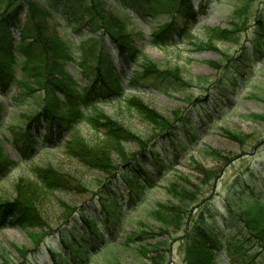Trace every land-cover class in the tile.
Listing matches in <instances>:
<instances>
[{"label": "trees", "instance_id": "trees-1", "mask_svg": "<svg viewBox=\"0 0 264 264\" xmlns=\"http://www.w3.org/2000/svg\"><path fill=\"white\" fill-rule=\"evenodd\" d=\"M111 1L133 15L113 13L108 10L106 0H0V86H3L4 92L10 84L20 86L23 81L26 86H30L28 83L36 86L23 94H41L38 109L23 127L13 130V145L17 148L24 145L28 148H43L44 143L48 142L54 147L58 140L65 138L64 132L72 130L74 121L85 118L96 129L103 130V139L94 147H88L77 139L71 143L64 141L67 144L66 154L81 159L86 166L104 172L118 182L115 189L98 190L91 211L66 218L68 225L56 230L60 250L50 253L51 264H90L92 257L99 253L100 246L106 242L105 246L115 245L126 249L130 243L142 241L150 233L142 231L144 224L140 218L147 219V222H159L165 229L174 227L182 230L183 234L179 237L182 264H218L216 257L221 253L234 264H252L255 259V264H264V201L260 198L252 195L247 197L245 191L230 195L238 200H250L252 204L240 211L230 207L226 209L223 224L229 231L208 226L203 217L204 210L208 209L204 207L195 216L191 214V208L198 206L197 191L191 192L187 187L174 183L167 186V191L174 198L171 205H144L140 199L150 187L153 176L156 174L161 177L173 169L177 159L186 153V146L195 140L197 124H204L205 118H210L207 111L198 114L197 120L186 109L174 111L171 117H166L142 105L140 101H129L126 106L133 109L151 128L152 135L146 139H141L109 118L92 120L81 113L99 104L101 101L97 99L109 98L119 90L116 83L120 75L108 52L109 46L117 61L127 66L129 61L140 58L136 39L143 36L141 32L135 33L129 29L133 18L145 21L149 17L166 14L167 20L152 34L151 41L165 44L167 40L186 33L189 24L196 21L202 10L201 5L199 10L195 8L193 0ZM237 1L231 13L229 29L207 28L204 43L212 44L219 40L239 43L247 26L252 23L249 41L261 52L264 46V7L252 10L255 0ZM52 13L63 14L75 28L83 27L87 34H91L81 43V53L76 62L85 81L75 79L67 70V64L74 57L70 47L50 24L48 18ZM14 28L29 35L30 40L16 45L12 37ZM14 48L20 51L23 60H16ZM3 56L10 58L9 65H5V61L2 63ZM230 58H226L229 63L237 61L236 71L249 61L245 46L241 47L237 58ZM139 66L140 70L135 71L128 82L132 89L139 90L149 84L162 93L169 89L182 93L184 100L192 106L205 102L207 97L194 100L187 93L191 82L184 81L178 67L161 69L146 57ZM24 74H29L32 80H28ZM225 83L224 78H218L214 83L200 78L198 86L206 90L207 96L221 98L224 96ZM67 111L78 116L68 115ZM250 118L264 120V115L253 114ZM33 127L40 131L44 129L42 139L32 132ZM16 132L19 133L17 136ZM227 133L228 138L240 145L252 138L239 131ZM128 141L139 145L138 150L129 156L124 152V143ZM34 152L33 149L31 154ZM113 154L118 158V163H113ZM209 154L225 159L216 150H211ZM170 155L173 157L167 161L166 156ZM12 164L11 160L1 157L0 176ZM196 166L197 172L206 177V183L219 175L218 171L212 172L200 164ZM34 174V182L16 186L17 194L13 200L0 201V228H42L44 220L38 200L40 193L44 190H82L79 184L70 183L68 176L53 167L35 168ZM131 206L135 209L144 206L143 216L128 218L126 223H120L126 215L123 209ZM234 235L235 239H232ZM107 236L110 237L109 241ZM162 246L165 252L160 243L149 251L151 254L156 253L150 256L156 264H162L167 258L169 248L164 242Z\"/></svg>", "mask_w": 264, "mask_h": 264}, {"label": "rangeland", "instance_id": "rangeland-1", "mask_svg": "<svg viewBox=\"0 0 264 264\" xmlns=\"http://www.w3.org/2000/svg\"><path fill=\"white\" fill-rule=\"evenodd\" d=\"M193 1L196 6L202 4L201 13L198 14L196 21L189 25L186 33L167 40L164 45L152 44L151 40L153 32L167 20L166 14L147 18L145 22L133 18L129 29L135 33L141 32L143 36L136 39L141 57L136 63L130 61L128 67L124 62L117 61L115 53L109 46L108 52L115 62L118 74L121 75V79L116 83L118 94L109 96V99L106 97L97 99L102 102L81 113L92 120L109 118L141 139H146L152 135L151 128L133 109L126 106L129 101L133 103L140 101L142 105L166 117H171L174 111L186 109L190 116L197 120L198 114L207 111L210 118H205L204 124H197L195 140L186 146V153L177 159L173 169L163 173L159 178L155 174L150 187L140 199L144 205L156 203L171 205L174 198L167 191V186L174 183L176 186L187 187L191 192L197 191L198 206L191 208V214L195 216L204 207L208 209L203 213L208 226L229 231L223 224L226 209L230 207L234 211H240L252 204L250 200H238L230 195L245 191L247 197L252 195L264 201V120L250 118L253 114L264 115V46L260 52L249 41L251 21L239 43L220 40L212 44L204 43L207 28L229 29L231 13L238 1ZM262 1L264 0H255L252 10L255 7L263 8ZM106 2L108 10L113 13L132 16L131 12L122 10L111 0ZM48 20L72 51L74 60L67 64L68 72L75 79L84 81L76 62L81 53V43L91 34H87L83 27L75 28L63 14L52 13ZM13 36L17 42L29 39V36L19 35L17 31H14ZM242 46L246 48L249 61L246 65H240L241 68L236 71L237 61L229 63L226 58H237ZM13 54L17 59H22V55L16 49ZM144 57L161 69L178 67L184 81L191 82L187 93L194 100L207 97L205 102L192 106L184 100L182 93L171 89L162 93L149 84L137 91L132 90L127 83L133 73L140 70L139 63ZM1 61L2 63L5 61V65L11 62L7 56L1 57ZM28 75L24 74L25 77ZM200 78H205L209 83L224 78L226 82L224 96L221 98L207 96L206 90L198 86ZM28 80L32 79L28 76ZM21 83L20 86H9L5 92H2L0 86V158L4 157L13 163L0 176V201L13 200L17 194L16 186L22 184L20 186L22 187L27 182H34V169L45 166L64 173L70 183L79 184L82 190L71 189V192L44 190L40 193L38 200L44 220L42 228L24 229L17 226L0 228V264H51L50 253L60 250L56 230L65 224L68 225L65 222L66 218L75 217L83 211H91L98 190L115 189L118 182H115L112 176L86 166L81 159L66 154L67 144L64 141L71 143L77 139L88 147H94L103 139V130L96 129L94 124L85 118L74 121L72 130L64 132L66 138L55 147L48 142L44 143L43 148L38 146L28 148L26 145L17 148L13 145V130L27 123L28 118L38 109L37 103L41 101L40 93L23 94L29 88H35L34 84L28 83L30 86H26L23 81ZM66 114L78 116L70 111ZM232 131H239L252 138L244 145H240L228 138L227 132ZM32 132L37 133L36 135L42 139L44 129L40 131L33 127ZM18 134L16 132L15 136ZM138 147L137 142H125L124 152L129 156L136 152ZM33 149L35 152L31 154ZM211 150L221 152L225 159L212 157L209 154ZM173 155L166 156L167 161ZM112 160L113 163L119 162L114 154ZM197 164L212 172L218 171V177L206 183V177L197 172ZM123 213L126 215L120 220L122 224L126 223L128 218L142 217L143 207L133 209L131 212L125 209ZM140 219L144 224L142 231H148L149 236L138 243H130L126 249L115 245L105 246L106 242L100 246L99 253L92 257L90 264H156L150 259V256L153 257L156 253L151 254L149 251L160 243L161 249L165 252L163 242L169 251L162 264H182L179 241L183 234L182 230L174 227L165 229L159 222ZM232 239H235V235ZM109 240L110 237L107 236V241ZM216 261L218 264H234L228 261L224 253L218 255ZM253 261L252 264H255L257 259Z\"/></svg>", "mask_w": 264, "mask_h": 264}]
</instances>
